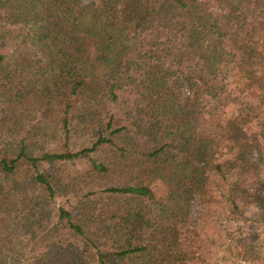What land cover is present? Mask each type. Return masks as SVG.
Listing matches in <instances>:
<instances>
[{
	"label": "trees",
	"instance_id": "16d2710c",
	"mask_svg": "<svg viewBox=\"0 0 264 264\" xmlns=\"http://www.w3.org/2000/svg\"><path fill=\"white\" fill-rule=\"evenodd\" d=\"M240 86L264 0H0V264H185L212 173L264 222V122L205 119Z\"/></svg>",
	"mask_w": 264,
	"mask_h": 264
},
{
	"label": "rangeland",
	"instance_id": "374dc122",
	"mask_svg": "<svg viewBox=\"0 0 264 264\" xmlns=\"http://www.w3.org/2000/svg\"><path fill=\"white\" fill-rule=\"evenodd\" d=\"M240 87L235 96L228 98L226 106L221 104L224 110L221 106L215 107L214 113L205 117L206 121L237 118L247 132L257 131L264 122L262 93ZM241 91L243 94L239 95ZM241 120L249 123L246 125ZM218 126L212 132L215 136L223 132ZM208 190L206 200L211 201L210 206L204 209L196 200L189 218L179 227L180 245L188 257L185 264H264V222L259 219L260 213L246 207L241 210V217L232 219L223 202L225 186L215 173L208 177ZM242 244L255 252L254 262L245 261L237 254Z\"/></svg>",
	"mask_w": 264,
	"mask_h": 264
}]
</instances>
